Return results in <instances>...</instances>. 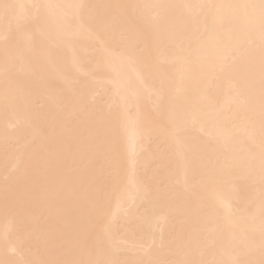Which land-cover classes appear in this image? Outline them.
I'll use <instances>...</instances> for the list:
<instances>
[{
    "label": "bare ground",
    "instance_id": "6f19581e",
    "mask_svg": "<svg viewBox=\"0 0 264 264\" xmlns=\"http://www.w3.org/2000/svg\"><path fill=\"white\" fill-rule=\"evenodd\" d=\"M264 0H0V264H264Z\"/></svg>",
    "mask_w": 264,
    "mask_h": 264
},
{
    "label": "snow or ice",
    "instance_id": "6c2138e0",
    "mask_svg": "<svg viewBox=\"0 0 264 264\" xmlns=\"http://www.w3.org/2000/svg\"><path fill=\"white\" fill-rule=\"evenodd\" d=\"M262 6H264V4H262Z\"/></svg>",
    "mask_w": 264,
    "mask_h": 264
}]
</instances>
